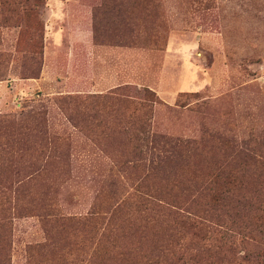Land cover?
<instances>
[{"label":"rangeland","instance_id":"rangeland-1","mask_svg":"<svg viewBox=\"0 0 264 264\" xmlns=\"http://www.w3.org/2000/svg\"><path fill=\"white\" fill-rule=\"evenodd\" d=\"M175 214L264 264V0H0V264H202Z\"/></svg>","mask_w":264,"mask_h":264},{"label":"trees","instance_id":"trees-1","mask_svg":"<svg viewBox=\"0 0 264 264\" xmlns=\"http://www.w3.org/2000/svg\"><path fill=\"white\" fill-rule=\"evenodd\" d=\"M146 93L148 94L150 92L147 90ZM211 184V190L214 192V200L218 202L217 197H219L221 189L235 184V175L232 173H225V171L216 173L213 176ZM228 192L230 193V189ZM175 217L177 219L178 229L182 231H188V229L192 230L193 238H191V240H197V244L195 245L196 248H193L190 240L191 248L193 250L195 249V251L197 250L194 255H190L193 257V261L199 259V255L203 256L204 261L202 264H212L216 260H223L226 256L234 257L235 245L232 241V236L229 235V233L224 232L219 238L213 239L212 234L216 233V230L204 221L206 218L198 217L193 219L180 214H175ZM183 254L185 253L180 254L177 251L169 252L168 249L162 250L160 248L158 254L148 260L145 264H192L191 259H184Z\"/></svg>","mask_w":264,"mask_h":264}]
</instances>
